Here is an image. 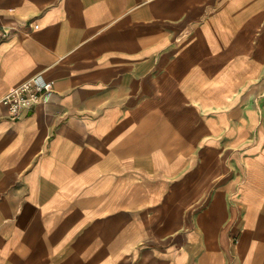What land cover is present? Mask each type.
Masks as SVG:
<instances>
[{"label":"crops","instance_id":"obj_1","mask_svg":"<svg viewBox=\"0 0 264 264\" xmlns=\"http://www.w3.org/2000/svg\"><path fill=\"white\" fill-rule=\"evenodd\" d=\"M0 264H264V0H0Z\"/></svg>","mask_w":264,"mask_h":264},{"label":"built area","instance_id":"obj_2","mask_svg":"<svg viewBox=\"0 0 264 264\" xmlns=\"http://www.w3.org/2000/svg\"><path fill=\"white\" fill-rule=\"evenodd\" d=\"M52 93V81L34 76L14 86L1 103L13 118L18 119L25 110L49 102Z\"/></svg>","mask_w":264,"mask_h":264}]
</instances>
